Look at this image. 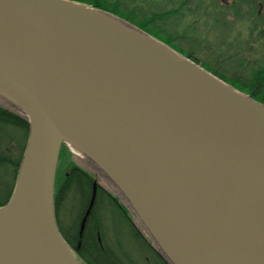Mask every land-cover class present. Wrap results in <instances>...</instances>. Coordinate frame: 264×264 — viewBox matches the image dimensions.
Returning a JSON list of instances; mask_svg holds the SVG:
<instances>
[{"label":"water","instance_id":"water-1","mask_svg":"<svg viewBox=\"0 0 264 264\" xmlns=\"http://www.w3.org/2000/svg\"><path fill=\"white\" fill-rule=\"evenodd\" d=\"M0 99L29 124L0 264H80L54 217L62 143L123 195L168 264H264L261 103L69 0H0Z\"/></svg>","mask_w":264,"mask_h":264},{"label":"rangeland","instance_id":"rangeland-1","mask_svg":"<svg viewBox=\"0 0 264 264\" xmlns=\"http://www.w3.org/2000/svg\"><path fill=\"white\" fill-rule=\"evenodd\" d=\"M113 2H119V9H116ZM106 3L109 12L113 13L116 10L115 15L110 14L114 18L123 22H125L124 19H133L138 22H143L142 24L145 25L146 29H150L157 40L161 41L184 58L189 59L205 69H209L211 72L215 71L220 77L225 79V81H222L226 84L231 85V83H233L232 85L242 89L241 83L238 80H234L235 78L233 79V77L240 76L247 78L251 69L247 67L243 70L244 72L238 71L243 69V66L240 63L234 62L236 60V47H232L230 43V47L221 48L218 43L224 41L223 37L230 30L236 32L239 29L247 28L243 16L256 13L257 1L249 0L248 2L240 1L237 3L234 0H204L187 4L185 0H106ZM262 12H264V10ZM234 14H238V16L233 17ZM162 29L165 32H163ZM166 32L171 35L165 36ZM173 35L177 37L174 38ZM185 36L187 37L185 38ZM204 43L209 44L211 51H201L200 45ZM187 45L190 48L188 51ZM177 46L179 47L177 48ZM261 61L264 62V59H261ZM262 76L264 80V72ZM234 89L247 95L237 88ZM2 102L3 101H0V104H2ZM4 106L8 107L7 105ZM71 150L75 153L69 157L70 159L68 161L86 169L90 173L92 172L96 177V183L101 184L103 182V177L95 167L81 158L77 150ZM58 173L59 180L61 176L65 175L66 177V174L61 170H59ZM107 188L110 192L115 194L110 186ZM98 207L102 212L104 240L108 247L112 248L115 243L114 240L116 239L120 241L124 252L129 251L135 262L139 264H160L156 259L147 258L146 255H144L145 253L142 247L135 248V245L131 243L133 241L128 235V225L124 220V216L118 210L106 205L105 201L103 204H99ZM124 207L126 210H128V208L131 210L127 203L126 205L124 204ZM71 214L66 219L63 216L64 225L74 218L75 213Z\"/></svg>","mask_w":264,"mask_h":264},{"label":"trees","instance_id":"trees-1","mask_svg":"<svg viewBox=\"0 0 264 264\" xmlns=\"http://www.w3.org/2000/svg\"><path fill=\"white\" fill-rule=\"evenodd\" d=\"M69 1L81 3L115 15L116 10L113 13L107 10L106 0ZM113 5L116 9L120 7L119 2H113ZM124 21L156 39L150 29H146L145 25L142 24L143 22L133 19H124ZM202 68L205 69L204 67ZM205 70L225 81L215 71ZM232 84L230 86L233 87L234 85ZM233 88H237L253 98L243 88L236 86ZM255 101L264 105L263 100L255 99ZM28 130L29 124L27 120L0 104V207L9 202L26 145ZM70 156H72V153L62 143L57 161L53 197L56 226L67 246L73 252H77L85 264H139L135 262L129 251L124 252L120 241L115 239L112 248L106 244L102 212L98 207L99 204H103L105 201L106 205L118 210L124 216V220L128 225L129 238L132 239L133 242L131 243L135 245V248L142 247L147 258L156 259L160 264H168L150 238L138 229V223L128 210L105 187L96 183V177L92 173L68 161ZM59 170L66 174V177L65 175L61 176L60 180ZM94 189L96 191L94 206L85 220L82 231H80L81 222L89 206ZM68 213H75V215L73 219L64 225L63 219L70 216Z\"/></svg>","mask_w":264,"mask_h":264},{"label":"flooded vegetation","instance_id":"flooded-vegetation-1","mask_svg":"<svg viewBox=\"0 0 264 264\" xmlns=\"http://www.w3.org/2000/svg\"><path fill=\"white\" fill-rule=\"evenodd\" d=\"M185 1H187V4H192L204 0H185ZM234 1L239 3L240 1L248 2L249 0H234ZM250 1H254V0H250ZM255 1H257L256 13L243 16L244 17L243 20L244 22H246L247 28L239 29L236 32L235 31L232 32V30H230L223 37L224 41L218 44L221 48L230 47V43L232 47H236V55H235L236 60L234 62L240 63L243 66V69L238 71L244 72L243 70L247 67H249L251 70L247 78H243L239 76V77H233V79L235 78L234 80L236 81L238 80L241 83L242 88H244L245 91L251 94L254 99L264 100V80L262 79L263 77L262 73L264 72V62L261 61V59H264V12H262L264 10V0H255ZM237 16L238 14L233 15V17H237ZM168 35L171 34L166 32L165 36ZM173 37L175 38L177 36L173 35ZM186 37L187 36H185V38ZM200 46H201V51H211V49L209 48V44L204 43L203 45ZM178 47L179 46H177V48ZM189 49L190 48L187 45V51ZM74 253L76 257L81 261V263L85 264L81 260L77 252Z\"/></svg>","mask_w":264,"mask_h":264},{"label":"bare ground","instance_id":"bare-ground-1","mask_svg":"<svg viewBox=\"0 0 264 264\" xmlns=\"http://www.w3.org/2000/svg\"><path fill=\"white\" fill-rule=\"evenodd\" d=\"M155 39V38H154ZM83 157L84 158V160L87 162V163H89V164H92L93 166H94V164L92 163V160L89 158V157H87V156H85V155H83V154H80V157ZM103 177V176H102ZM107 183V182H106ZM112 190L115 192V194L117 195V197L122 201V202H124L125 203V198L123 197V195L122 194H120L115 188H112ZM126 204V203H125ZM128 205V204H127ZM70 249V248H69Z\"/></svg>","mask_w":264,"mask_h":264}]
</instances>
